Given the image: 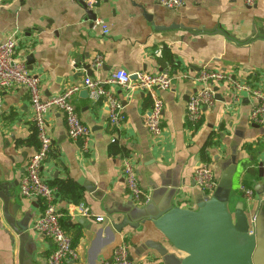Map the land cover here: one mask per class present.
I'll return each instance as SVG.
<instances>
[{"label": "crops", "instance_id": "obj_1", "mask_svg": "<svg viewBox=\"0 0 264 264\" xmlns=\"http://www.w3.org/2000/svg\"><path fill=\"white\" fill-rule=\"evenodd\" d=\"M184 1L182 7L170 10L158 0H100L94 13L109 29L105 36L74 0L0 2V43L14 35L16 57L39 77L44 98L80 85L86 77L104 80L117 69L131 78L135 73H166L172 79L160 93L159 137H152L144 126L149 97L133 84L130 89L110 87L123 106L119 127L109 125L104 99L92 101L82 88L73 95L75 112L91 132L89 153L69 140L59 111L46 114L51 144L40 174L47 184L61 186V192L54 187L61 225L76 239L78 253V260L69 264H89L94 257L96 264H102L122 239L133 264H161L156 249H172L144 218L170 207L195 209L207 197L193 182L195 169L204 164L213 168L215 190L220 183L227 186L230 209L241 204L248 218L255 217L253 260L264 264V123H252L250 100L241 95L234 102L224 84L214 87L215 103L203 109L201 121L195 127L185 123L186 102L199 88L193 77L202 69L232 73L264 91V0H256L252 7L243 0ZM96 57L101 63L94 67ZM34 131L26 89L19 86L3 93L0 185L13 194L12 204L20 206L18 217L29 218L35 245L30 264H46L51 243L31 229L41 212L40 202L19 194L22 169L37 148ZM210 136L207 163L201 152ZM113 143L126 154H112ZM127 160L148 199L139 207L124 186L122 169ZM242 187L251 191L250 200L244 198ZM81 209L92 218L82 217ZM126 216L131 225L112 240L105 227L109 219L119 224ZM94 217L103 220L96 222ZM17 255V238L4 220L0 202V264H18Z\"/></svg>", "mask_w": 264, "mask_h": 264}, {"label": "built area", "instance_id": "obj_2", "mask_svg": "<svg viewBox=\"0 0 264 264\" xmlns=\"http://www.w3.org/2000/svg\"><path fill=\"white\" fill-rule=\"evenodd\" d=\"M7 1V0H0ZM87 10H92L100 0H81ZM184 0H158V4L166 9L174 10L184 5ZM244 5L252 7L256 0H243ZM102 35H107L108 27L100 17L92 22ZM17 39L14 35L7 37L0 43V103L3 93L22 86L29 94L32 111V122L37 139V148L29 157L22 169L19 180V194L23 199H32L40 202L41 212L33 221L31 229L43 235L51 243L52 249L46 258V264H69L78 260V253L72 245L70 236L61 225L62 214L57 208L56 190L47 184L41 177L40 168L49 152L51 140L47 133L45 116L51 110L59 111L64 119L66 135L70 141L79 142L83 153H89L91 149V132L78 118L72 97L81 88L87 91L92 101L104 99L107 103L108 123L111 126L119 127L124 121L123 106L117 100L110 87L134 89L145 93L150 100V108L144 119V126L152 137H159L162 133V112L163 101L160 96L171 84V77L166 73H135V80L132 82L131 74L124 70L117 69L104 80L91 79L86 77L80 85H72L62 93L44 98L41 94L40 79L33 76L27 70L23 61L16 57ZM101 63L100 57H96L93 66ZM193 81L199 84V88L189 96L185 105V123L188 127H195L202 118L203 109L213 107L215 103L213 88L218 84H224L230 91V98L237 102L239 96L244 95L250 100L249 120L254 124L264 123V91L241 82L234 74L224 71L202 69L194 77ZM110 88V89H108ZM124 186L131 201L137 207L148 202L143 195L137 180V173L134 165L129 161L124 162L122 169ZM194 185L203 192L207 198L215 191L214 171L209 164L197 167L193 174ZM241 192L247 200H250L252 193L242 187ZM81 216L92 218L86 210H80ZM254 216L248 218L249 224L254 225ZM96 222L103 218L94 217ZM102 264H133L129 257V247L123 239L114 246L109 260Z\"/></svg>", "mask_w": 264, "mask_h": 264}, {"label": "water", "instance_id": "obj_3", "mask_svg": "<svg viewBox=\"0 0 264 264\" xmlns=\"http://www.w3.org/2000/svg\"><path fill=\"white\" fill-rule=\"evenodd\" d=\"M74 1L93 22L96 18L94 9L99 6V1L92 10H87L81 0ZM84 70L90 76L89 66L86 65ZM131 79L134 81L135 76ZM84 92L87 95V91ZM12 198L13 194L0 185L3 217L18 242V264H30L35 245L28 231L29 218L27 215L18 217L20 206L12 204ZM109 220L111 223L105 227L112 240L130 224L127 216L119 224L112 223L111 218ZM144 221L150 223L172 249H156L161 264H255L253 255L257 239L254 225L249 224L241 204L230 209L229 193L224 183H220L210 197L198 201L195 209L170 207L145 216ZM89 264H96L95 257Z\"/></svg>", "mask_w": 264, "mask_h": 264}, {"label": "trees", "instance_id": "obj_4", "mask_svg": "<svg viewBox=\"0 0 264 264\" xmlns=\"http://www.w3.org/2000/svg\"><path fill=\"white\" fill-rule=\"evenodd\" d=\"M171 62V61H170ZM35 136H36V133H35V131H34V133H33V137L35 138ZM211 139H212V137L210 136L209 138H208V140L206 141V144L204 145V148H203V151L201 152V157H202V160H205V162H209V158L208 159H206L207 157H206V154H205V149H206V147H209L212 143H211ZM111 153L112 154H116V153H123L124 155L126 154V152H124L122 149H119V148H117L116 147V144L115 143H113L112 145H111ZM51 187H56L57 188V190H59L60 192H61V186L59 185V184H55L54 186L53 185H50ZM71 241H72V245H73V247L75 246V243H76V239H71Z\"/></svg>", "mask_w": 264, "mask_h": 264}]
</instances>
